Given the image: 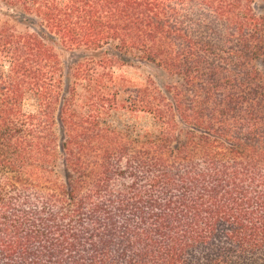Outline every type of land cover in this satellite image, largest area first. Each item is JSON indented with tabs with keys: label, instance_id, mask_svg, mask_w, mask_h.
<instances>
[{
	"label": "trees",
	"instance_id": "1",
	"mask_svg": "<svg viewBox=\"0 0 264 264\" xmlns=\"http://www.w3.org/2000/svg\"><path fill=\"white\" fill-rule=\"evenodd\" d=\"M0 4V264H264V0Z\"/></svg>",
	"mask_w": 264,
	"mask_h": 264
},
{
	"label": "rangeland",
	"instance_id": "2",
	"mask_svg": "<svg viewBox=\"0 0 264 264\" xmlns=\"http://www.w3.org/2000/svg\"><path fill=\"white\" fill-rule=\"evenodd\" d=\"M256 3H259V0H256ZM0 7L5 9L2 4H0ZM144 75L145 74L141 70L127 66H119L114 69V76L120 81L119 84L128 82L131 84L140 85Z\"/></svg>",
	"mask_w": 264,
	"mask_h": 264
}]
</instances>
